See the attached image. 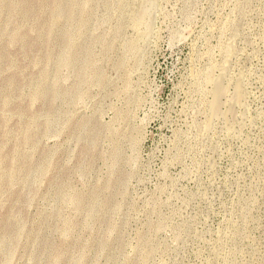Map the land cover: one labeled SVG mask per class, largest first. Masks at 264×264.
I'll use <instances>...</instances> for the list:
<instances>
[{
    "label": "rangeland",
    "instance_id": "1",
    "mask_svg": "<svg viewBox=\"0 0 264 264\" xmlns=\"http://www.w3.org/2000/svg\"><path fill=\"white\" fill-rule=\"evenodd\" d=\"M157 2L144 37L130 0H0V264H264V0ZM234 34L247 116L207 131Z\"/></svg>",
    "mask_w": 264,
    "mask_h": 264
},
{
    "label": "bare ground",
    "instance_id": "2",
    "mask_svg": "<svg viewBox=\"0 0 264 264\" xmlns=\"http://www.w3.org/2000/svg\"><path fill=\"white\" fill-rule=\"evenodd\" d=\"M130 3L134 8L132 13L130 14L131 24H132V26H134L137 29L144 28L143 35H144V37H147L149 35V33H151V32H149L151 30V26H152L151 22H152V20H155L154 16L156 15L155 13L158 9L157 8L158 2H157V0H130ZM54 7H55V9L53 8L54 13H52V14H54V17L53 16L52 17L55 21H57L58 16L61 13V10L59 9L60 5H59L58 1H56ZM76 7H77V4L75 2L71 3V7L68 8V9H70V10H68L69 13L76 12ZM128 7H130V6H128ZM125 15H126V13H125ZM78 24L80 26L81 25L83 26V21L78 22ZM64 39H67V35L64 37ZM228 40H230V39H228ZM235 40H236V36L234 34L232 39L226 44V46H224L225 48H224V52H223L222 63H220L219 66H217V67L215 66L214 68H211L210 70L205 72V74L203 75L204 76V82L207 84L206 85L207 87L204 86L206 89L205 88L204 89L208 90L207 88L209 85L212 88L211 94L213 97V99H211V101L208 103V106L206 107L207 108L206 110H208V116H206V117H208V119H207V122L205 121L206 124L204 123L205 124L204 126H205V129L207 128L206 129L207 131H208V129L212 130L215 122L216 121L219 122V120H221L223 122V124H225V129L227 130V132L233 133V130L234 131H236V130H235V128L233 129V123L230 122L231 119H232V122H236L233 120L235 118H237L238 116L243 117V118L245 116H247L246 115L248 112L247 108L249 105L247 106L246 101H249V99L247 100V98H246V93H247L246 88L247 87H245V76H244V73H242V72H239L238 74H233V71H232L233 70V64L235 62V58H236L237 53L239 51L237 49V46H236L237 40L236 41ZM235 65H236V63H235ZM230 90H232V92H230ZM39 97H40L39 91H37V89L34 87L32 98L34 100H36ZM224 98L227 99V102L222 101ZM224 103H226V106ZM222 105H224L226 107L225 110H223L224 108H222ZM232 117H234V119ZM243 118H240V119L242 120ZM246 118H248V117H246ZM237 121H238V119H237ZM220 123L221 122H219V124ZM239 123H241V127H242V122L240 121ZM244 123H245V121L243 122V124ZM219 124H217V125L219 126ZM237 125L238 124H236V126ZM245 125H246V123H245ZM239 127H240V124H239ZM205 129H204V131H205ZM222 129H221V131H222ZM240 129H242V128H240ZM211 132L212 131H210V133ZM223 132H224V129H223ZM207 134H209V132ZM223 134H225V133H223ZM29 135H30V132L27 129L26 133H25V139L26 140L29 139ZM25 139H24V141H25ZM16 180H17V172L14 170H12L10 172V174L4 178V182L7 184L14 183ZM68 195H69V184H64L63 186H61L59 197L61 199H66ZM79 199H80L79 196H74L72 198V200L76 203H77V201H79ZM96 207H97L96 205H93L90 207L88 214H87L89 217L93 216V214L96 211ZM17 222H18V219L15 218V223H17ZM7 238H10V237L7 236L5 241L3 242L4 243L3 248L1 249V252L3 254L8 253V249L10 246V243L6 242ZM48 247H50V245ZM56 260L59 261L60 258H57ZM143 264H145V263H143Z\"/></svg>",
    "mask_w": 264,
    "mask_h": 264
}]
</instances>
